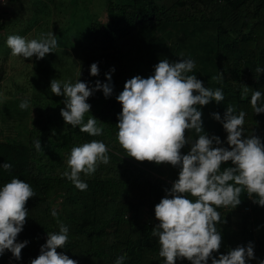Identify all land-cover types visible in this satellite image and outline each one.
<instances>
[{"label":"trees","instance_id":"1","mask_svg":"<svg viewBox=\"0 0 264 264\" xmlns=\"http://www.w3.org/2000/svg\"><path fill=\"white\" fill-rule=\"evenodd\" d=\"M48 3L53 10L64 4L60 6L63 15L59 8L40 14L34 18L40 29L32 27L24 34L31 38L53 31L59 46L46 54L48 60L59 62L60 55L63 60L73 53L82 56L85 68L79 79L91 82L90 87L97 80L107 81L106 73L114 66V91L106 97L102 88L95 89L87 98L91 109L85 121L94 115L104 128L103 135L92 136L64 120L60 111L66 106L63 94L48 92L47 96L31 97L27 93L30 86L41 88L46 84H19L14 79L5 90L2 81L8 66L0 71V92L4 93L0 99V164H12L11 169L0 167V184L19 176L36 191L26 202L29 215L17 235L18 241L29 242L21 249L20 259L6 249L0 255V264H30L40 254L48 232L58 231L60 223L69 225L70 239L57 251L66 252L78 264H114L124 253L127 258L123 264H163L158 236L152 234L159 223L155 204L170 195L165 189L172 187L179 168L170 162L141 161L127 154L117 139V113L122 103L116 96L127 79L152 74L160 59L191 57L196 61L192 71L197 78L206 87H221L225 94L223 101L213 99L199 106L205 131L219 135L224 146L230 147L222 120L212 113L220 112L223 117L228 104H232L237 112H246L244 135L264 140V112H255L250 102L255 89L264 90V72L258 71L264 67V0H106L102 18L98 17L99 10L90 7L93 0H45L47 10ZM3 19L0 15V32L4 29ZM46 59L43 57L41 63ZM94 61L100 69L97 75L90 73ZM70 74L75 82L74 72L68 70L65 76ZM25 98L31 100V108L21 109L20 101ZM185 135L195 139L198 134L189 129ZM37 138L42 146L39 150L34 144ZM91 139H103L111 159L101 163L91 176L81 173L88 187L80 190L63 172L69 168L72 146ZM190 147L186 143L181 151L187 152ZM230 165L231 160L222 167ZM256 196L245 189L238 205L220 209L222 242L213 253L217 258L219 252L252 241V264L264 259V205L257 202ZM54 208L58 216L52 215ZM176 264L192 261L185 257Z\"/></svg>","mask_w":264,"mask_h":264},{"label":"clouds","instance_id":"2","mask_svg":"<svg viewBox=\"0 0 264 264\" xmlns=\"http://www.w3.org/2000/svg\"><path fill=\"white\" fill-rule=\"evenodd\" d=\"M7 3V0H0ZM14 56L43 58L59 46L57 35L53 31L41 32L35 37L13 33L6 40ZM170 60L165 57L154 65V72L147 77L137 74L125 81L123 90L116 99L122 103V110L117 113V139L126 149L127 154L138 160H150L156 163L170 162L179 168L171 188L155 204V217L159 223L152 228V234L158 236L159 256L164 257L163 264H176L185 257L192 264H252L255 258L253 242L239 244L229 251L219 252L222 232L218 222L222 221L223 207L234 208L241 202V193L257 194L256 200L264 205V140L260 136L245 133L246 112L236 111V106L228 104L223 117L220 112L212 115L222 120L227 131L224 146L221 137L209 135L203 127L202 110L199 107L225 99L221 87H206L197 78L195 59L183 57ZM98 62H92L90 73L97 75ZM106 73L107 81L91 82L77 79L61 80L53 78L51 91L63 94L65 107L61 114L66 122L79 125L81 131L92 136L103 135L104 128L94 115L88 116L91 104L88 97L95 89H103L106 97L112 95L114 84L112 72ZM264 72V67L258 69ZM81 73H79L80 76ZM195 90V92H194ZM244 95H247V87ZM4 93L0 92V99ZM252 107L255 112H264V90L252 92ZM31 104L29 98L20 101L21 109ZM33 108V106H32ZM192 129L197 133L195 139L186 136L185 131ZM190 143L187 152L182 147ZM35 147L41 149L39 138L34 140ZM110 149L103 139L86 140L72 146L63 175L77 188L85 190L87 180L81 173L91 176L101 163L110 162ZM231 160L232 165L222 167ZM4 169H11L12 164L4 161ZM36 194L31 183L19 176L0 184V255L11 250L16 259L21 258V249L29 242L17 240V235L26 223L29 210L25 207L29 197ZM194 197V198H193ZM53 216H58L54 208ZM70 228L60 223L58 231L48 232V238L41 245L40 254L30 264H78L66 252L57 251V247L67 245ZM127 254H121L114 264H123ZM264 264V259L259 260Z\"/></svg>","mask_w":264,"mask_h":264},{"label":"rangeland","instance_id":"3","mask_svg":"<svg viewBox=\"0 0 264 264\" xmlns=\"http://www.w3.org/2000/svg\"><path fill=\"white\" fill-rule=\"evenodd\" d=\"M106 0H93V4L90 5L93 11H98V17L102 18L104 13L102 12V7L104 6ZM45 0H7V3L1 4L0 7L2 9L5 8L3 16L7 21L6 30L4 31V36L0 39V71L4 70L6 66L7 69V76L4 81H2V85L5 90H7L8 84L12 83V79L14 82L19 84L21 83H41L46 84V86H30V90L27 93L31 94L32 96H37L39 94L47 96L49 93L52 92L50 88V82L53 78L57 79H64L67 78L68 80H72L71 74L69 76H65L67 71L74 72V78L79 79L83 70L85 68V60L82 56L78 54H72V58L63 57L61 60V56L58 55L60 61L48 60L49 57L45 56L46 62H42V58H37L35 55L32 56L34 65L31 63L30 57H19L17 59L12 58L11 49L7 45L6 40L9 34L17 33L21 35L24 34V30H32V27L35 30L40 29L34 23V18H38L36 14H47L51 11L59 8L60 15H63V10L61 9L63 5H56L55 9L53 10L52 5L48 3V10L46 6H44ZM14 4V5H13ZM0 8V9H1ZM47 12V13H45ZM1 14V13H0ZM10 14V15H9ZM12 21L11 24L9 22ZM26 36V35H25ZM51 56V55H50ZM16 61H18L16 63ZM61 61L66 62L67 64L64 65ZM40 63V64H38ZM49 72V74H48ZM79 73L80 76H79ZM40 88V89H39ZM37 105V104H36ZM28 108H31V104ZM31 111V110H30ZM236 218V215H235Z\"/></svg>","mask_w":264,"mask_h":264},{"label":"crops","instance_id":"4","mask_svg":"<svg viewBox=\"0 0 264 264\" xmlns=\"http://www.w3.org/2000/svg\"><path fill=\"white\" fill-rule=\"evenodd\" d=\"M9 1H10V0H9ZM1 4H4V3H3V2H0V5H1ZM13 5H14V4H13ZM0 8H1V7H0ZM4 12H6V11H5V8H4V9L1 8V9H0V13H1L0 15H1V17H3V18H4V16H3ZM9 15H10V14H9ZM36 15L39 17L40 14H36ZM3 20H4V21H3L2 24H3V26H4V29H2V31L0 32V39H2L1 37L4 36V31L6 30V26H7V21H6V19L4 18ZM11 23H12V21L9 22V24H11ZM12 58H14V59H17V58H18V60H19V57L14 56V55H12ZM17 62H18V61H16V63H17ZM8 66H9V65H8Z\"/></svg>","mask_w":264,"mask_h":264},{"label":"built area","instance_id":"5","mask_svg":"<svg viewBox=\"0 0 264 264\" xmlns=\"http://www.w3.org/2000/svg\"><path fill=\"white\" fill-rule=\"evenodd\" d=\"M248 209V208H247Z\"/></svg>","mask_w":264,"mask_h":264}]
</instances>
